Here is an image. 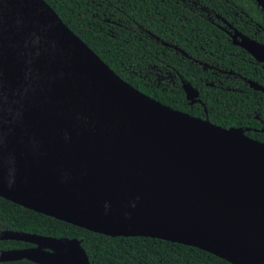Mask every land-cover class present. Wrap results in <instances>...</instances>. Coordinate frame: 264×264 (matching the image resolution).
<instances>
[{"label":"water","instance_id":"water-1","mask_svg":"<svg viewBox=\"0 0 264 264\" xmlns=\"http://www.w3.org/2000/svg\"><path fill=\"white\" fill-rule=\"evenodd\" d=\"M240 39L264 63V47ZM237 131L264 145L134 89L43 0H0V198L103 236L264 264V167L220 143ZM5 240L34 247L0 249V263L90 264L75 238L0 230Z\"/></svg>","mask_w":264,"mask_h":264},{"label":"trees","instance_id":"trees-1","mask_svg":"<svg viewBox=\"0 0 264 264\" xmlns=\"http://www.w3.org/2000/svg\"><path fill=\"white\" fill-rule=\"evenodd\" d=\"M43 1L115 75L134 89L173 110L207 119L215 126L246 129V137L264 144V93L246 86L241 88L239 94L224 91L217 87L212 78H208L212 86L202 87L198 97L204 114L198 105L188 107L181 100V93L174 95L168 90L161 91L143 79L141 73L148 68L171 70L176 67L172 50L162 45H172L176 39V21L171 17L173 0ZM200 1L213 10L217 8L218 0H210V3ZM229 1L264 27L263 14L254 8L250 0ZM179 28L184 29L185 38L190 34L186 29H204L205 35L192 33L193 38L210 52L230 49L220 38V33L198 17H192L188 24H179ZM253 38L261 42L259 37ZM239 52L241 57H248L243 51ZM179 65L183 79L194 85L193 79L201 73L200 69L181 62ZM242 72L244 77L264 87V71L255 75L246 70ZM5 229L50 238H75L80 241V247L90 264H229L196 248L159 239L107 237L92 233L0 198V230ZM24 245L18 241H0L1 250L18 249ZM0 264L35 263L20 260Z\"/></svg>","mask_w":264,"mask_h":264},{"label":"flooded vegetation","instance_id":"flooded-vegetation-1","mask_svg":"<svg viewBox=\"0 0 264 264\" xmlns=\"http://www.w3.org/2000/svg\"><path fill=\"white\" fill-rule=\"evenodd\" d=\"M206 1L208 3L211 2L210 0ZM250 1L254 5V8L261 12L264 17V12L255 1ZM173 3L174 8L171 11V17L176 21V27L174 28V36L176 39H174L175 42L172 45L167 43H162V45L163 47L172 50L177 63L176 67L171 70L154 67L163 73H167V76L170 77V85L158 82L154 85L156 88L159 87L161 91L168 90V92H173L174 95L181 93V100H184L188 107L192 108L193 106L198 105L202 107L204 114L205 110L198 97L202 87L212 86V83L208 81V78H212L219 89L238 94L242 92L241 88L243 86L252 89L250 87L251 83L264 88L255 80L244 77L243 72L241 73L242 70H246L252 75L260 74L264 71V63L257 62L247 51L233 43H240V37H245L264 47L263 26L252 17L243 13L241 7L229 0H218V3L216 2V10H213L214 8H210L200 0H173ZM192 17H198L214 27L215 30L220 33V38L230 46V49H224L221 52H210L205 49V46H202L195 41L192 34L196 33L197 35H205L206 31L204 29H186L190 34L188 38H185L183 32L184 29H180L181 27L179 28V24H188ZM149 35L151 36L150 33ZM255 36L259 37L261 42L254 39L253 37ZM155 39L157 40L158 38ZM181 45L188 50H185ZM236 49L243 51L248 57H241L239 50ZM180 62L181 64L196 66L200 69L201 73L193 79L194 85L183 79L179 65ZM183 84H188L197 92V96L193 98L194 102H190V100L186 99L185 92L182 88ZM24 244L23 247L18 249L34 247V245L31 244Z\"/></svg>","mask_w":264,"mask_h":264},{"label":"bare ground","instance_id":"bare-ground-1","mask_svg":"<svg viewBox=\"0 0 264 264\" xmlns=\"http://www.w3.org/2000/svg\"><path fill=\"white\" fill-rule=\"evenodd\" d=\"M240 132H230L231 136L219 137L221 144H226L230 147L232 152H239L243 154L249 161H252L257 167H264V145L252 143L241 139ZM42 245V244H38ZM56 253L62 255H72L71 251L65 247H53Z\"/></svg>","mask_w":264,"mask_h":264},{"label":"rangeland","instance_id":"rangeland-1","mask_svg":"<svg viewBox=\"0 0 264 264\" xmlns=\"http://www.w3.org/2000/svg\"><path fill=\"white\" fill-rule=\"evenodd\" d=\"M141 75L153 85H156L158 82L170 85V77L167 76L168 74L165 72L163 73L154 67L144 70Z\"/></svg>","mask_w":264,"mask_h":264}]
</instances>
